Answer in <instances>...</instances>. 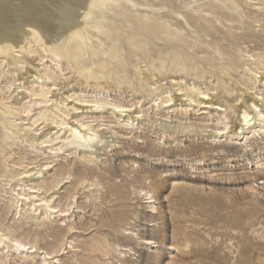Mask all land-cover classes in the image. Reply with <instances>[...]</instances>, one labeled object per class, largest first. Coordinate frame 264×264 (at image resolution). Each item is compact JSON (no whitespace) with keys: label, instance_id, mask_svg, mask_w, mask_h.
<instances>
[{"label":"rangeland","instance_id":"obj_1","mask_svg":"<svg viewBox=\"0 0 264 264\" xmlns=\"http://www.w3.org/2000/svg\"><path fill=\"white\" fill-rule=\"evenodd\" d=\"M147 1L152 4L149 8L140 4L146 0L116 2V9L107 11V34L100 35L104 44L93 38L94 43L74 65L65 57L57 65L46 51L34 46L35 52L26 56L13 53L21 62L0 71L2 87L14 71L17 79L11 98L10 91L0 89V228H10L16 238L37 242L54 253L56 258L50 264H264V134L248 135L252 150L243 152L240 143L244 140L233 135L216 138L215 129L223 126L217 110L207 109L210 113L203 114L205 109L197 101L188 107L189 101L180 100L187 91L193 92L194 99L199 96L197 89L214 92V101L226 105V121L232 126L231 134L235 133L239 125L236 101L245 104L253 92L264 95V79L254 85L252 73L245 69L264 77V0H232L242 10L239 18L243 25L223 19L215 23L222 30L231 26L236 35H250L251 41L245 45L244 41L229 43L204 37L187 24L184 14L208 16L198 9H209L207 3L214 0H174V7L162 0ZM121 2L133 7L118 6ZM122 10L126 12L114 15ZM163 15L178 17L181 24ZM122 16L130 21L117 19ZM151 17V22L167 21L181 36H191V46L176 35L169 36L168 29H160L154 36L138 29V19ZM195 39L198 45L193 46ZM203 39L207 43L201 44ZM218 46L232 49L241 64L224 66L232 61L215 54L219 65H207L202 58ZM190 48L192 56H188ZM240 49L255 60L248 63L242 59ZM143 50L150 53L148 57H143ZM84 62L90 67L85 74H92L89 83L78 77ZM244 63H248L245 68ZM28 70H41L42 76L48 72L52 78L43 83L42 79H27ZM142 72H148L150 80ZM108 80L116 89L103 91ZM19 83L23 87L17 88ZM136 83L160 93L158 102L169 94L152 87L165 84L175 105L158 109L152 101L155 93L142 96ZM48 88L54 104L67 98L65 104L71 100L108 104L95 112L85 108L78 113L61 104L67 115L49 106L55 124L41 119L25 132L47 108H41L46 103L40 104L32 91ZM112 104L134 105V111L145 116L129 127L122 121L127 117L118 121L120 113L113 112ZM12 105L14 114L5 116L3 108ZM30 108V114L24 112ZM82 122L104 128L105 141L79 146L66 140L71 127H80ZM58 124L57 133L40 135L42 140H52L47 147L36 143L38 131L49 132ZM5 172L22 174L11 179ZM148 190L154 194L153 204L147 203L144 192ZM17 192L34 195L38 207L43 198H49L56 210L46 214L47 204L38 210L27 211L29 206L17 209L13 202ZM147 239L154 243H145ZM108 244L113 246L111 252ZM120 249L132 254L120 256ZM6 255V264H44L41 256L13 248L0 250V264Z\"/></svg>","mask_w":264,"mask_h":264},{"label":"bare ground","instance_id":"obj_2","mask_svg":"<svg viewBox=\"0 0 264 264\" xmlns=\"http://www.w3.org/2000/svg\"><path fill=\"white\" fill-rule=\"evenodd\" d=\"M118 1L119 0H0V71L5 72V68L7 66L10 67L12 64L13 66H18V64L21 62V58H19L18 56H13V53L20 52L21 55L26 56L27 54L35 52L33 50L34 46L41 47L44 51H46L49 54L48 56H50L52 60L57 62V65L60 63L59 59L61 57L67 58L72 62V65H74L75 62L79 61L80 55H82L86 51L87 47L90 46V44L94 43L93 38H97V41L100 42V44H104L100 35L107 34L108 28L110 27L109 23H107L110 15L107 13V11L115 10L117 7L115 3ZM162 1L167 2V4L171 7L176 6L174 0ZM227 1L228 0H220L218 2L217 0H214L207 3L209 9H198V11H205L204 13H207L208 16L204 14L198 15L194 13H188L184 14V19L187 20V24H189L190 26H194L197 31L203 32L204 37H211V39L214 40H225V42L229 43L244 41L243 44L245 45L248 41H251L250 35L246 33L236 35L232 32L231 26H228L227 29L224 28L225 30H222L218 26H215V23L221 21L222 19L228 21L229 23L233 22L240 25L244 24V22L239 18V15L242 14L240 6L235 1ZM136 4L139 5V3ZM140 4L145 8H149L152 5L147 0L145 3ZM119 5L127 7L132 6L127 2H121L120 4H118V6ZM120 12L124 13L126 12V10L116 11L114 15L119 16L117 14H122ZM211 13H213L215 16L211 17ZM161 17L175 19L178 24H181V21L178 17L172 15H163ZM117 19H121L126 23L130 21L124 16L118 17ZM151 20L152 17L151 19L148 18V20L144 21H139L138 19V29L149 32L153 36L158 33L160 29H168L171 30V32L168 33L169 36L176 35V38H180V40H182L185 44L191 46V44L189 43L190 40L193 39L191 36L187 37V35L185 34L181 36L180 33L170 28L171 26L167 21L163 23H154L153 21L151 22ZM214 27L215 29H213ZM119 36L120 34L117 33L116 38H119ZM146 37L151 38V35L148 34V36L146 35ZM203 43H207L206 40L203 39V41H201V44ZM196 45H198V42L195 39L193 46ZM141 48L142 47H140V49ZM224 48V46H218L216 47L215 51H208V53L205 54L202 59L206 62L207 65L211 64L212 67H216L219 64L215 62V54H219L224 55L225 59L234 62L230 63L228 61V63H226L224 66L235 63L241 64L239 60H237L234 52H232V49H230V51H226ZM193 51L194 50L190 48V55H187L192 56ZM239 51L241 52L240 56L242 57V59H244L248 63L252 60H255V57H253V55L248 53L247 51H244V49H240ZM142 52L143 57L145 58L150 54L145 50H143ZM10 56H13V60L11 61L9 59ZM114 58H117V56L115 55ZM248 63L243 64L244 68L246 65H248ZM245 69L252 73V76L254 78V85H256L257 82L261 83V80H259V78L264 79V77H262V75H260L258 71H255L249 67ZM89 70L90 67L87 63L84 62L82 66L83 73L78 76L79 79L84 78L89 83L88 79L89 77H92V74L88 72L85 74V72ZM8 71L9 69L7 70V72ZM2 72H0V81L2 78ZM11 73H13V71ZM27 73L30 74L27 76V79L32 77H34V79H42V81H40L41 83L46 82V79L50 80L52 78V76L48 72H45L44 76H42L41 70H39L38 72L28 70ZM147 73L148 72H142L141 74L144 75V78L146 80H150L151 75ZM17 75H19L18 70ZM12 76L13 78L9 80L8 83L5 84V86L2 87L0 84V89L4 92H11L13 88L12 86L15 85V82L17 81V79L15 78L16 71H14V75ZM151 84L153 83L151 82ZM20 87H23L21 86V83L18 84L17 88ZM152 88L162 89L163 91L161 93H167L169 94V97L158 102L157 100L160 93L156 92L155 90H146L139 83L135 84L136 91L141 93L144 97H152V95L155 93L156 98L153 97L152 101L155 102L158 109H169L173 105H175V103L173 102V100L175 99L174 95L172 94V91L168 87H166L165 84L160 83L159 85ZM15 89L16 87L11 92L9 96L10 98L12 97V93L15 92ZM114 89H116V86L109 80L108 84L103 86V91L108 92V90ZM51 90V88H48V90L42 89L38 91L37 89H35L32 91V95L38 97L36 100L40 102V104L46 103V105L42 106L41 108H47H44L38 113L31 125L25 127V132L32 130V126L41 119H43L44 121L49 120L51 124H55V122L49 117V106H53L55 112L59 111L62 113V115H67L68 113L62 108V106L68 108V105H70L69 111H76L78 113L81 109L82 111H84L85 108H90L95 112L99 109L104 108L108 104L106 102L92 103V101L86 100H82L81 104L78 103L80 101H77V103H73V100H71L69 104H65L69 98H67V100L63 99L61 100V102L54 104V98H52V96H49ZM178 90L182 89L179 88ZM21 91L22 90L19 91V94L21 93ZM192 93V91H187L186 93L182 94L183 96L180 98V100L185 102L189 101L188 107L192 106V102L197 101L198 104L202 105V107L205 109L202 112L203 114L210 113V111H208L207 109L213 108V110H217V114L219 115L223 126L221 128L215 129L216 138L220 139L221 137H228L233 135L236 139L244 140V142L240 143V145L242 146L243 152H247L252 150L248 135H251V137H253L256 135L264 134V103H260V101H264V95L258 94L257 96H255L256 92H253V95L246 100L245 104L236 101V103L234 104V110L238 115L239 125L236 128L235 133L231 134L232 126H230V123L226 121V119H228L226 113L227 107L226 105L214 101V92L210 93L208 91H201L197 89L196 94L199 95L197 99H194ZM111 106L114 113H120L118 121H120L122 117H127V119H123L122 121L129 127H133L136 120H140L145 116L142 111H134V105L112 104ZM3 109L5 110V116L10 114L12 115L15 111V107L13 105L9 108ZM201 109L202 108H200V110ZM188 111L189 109L185 108V113H188ZM24 112L30 114L32 112V109H25ZM133 113H137V116L135 118H133ZM59 128L60 124L54 125L53 127L49 128V132L41 131V133H39L40 131H38L34 137L36 143H40L42 147H47L49 144L48 142H52V140H42V137L40 135L44 133L43 137H46L52 133H57L60 130ZM103 129L104 128H101L100 125L95 126L90 122H82L80 127H71L70 135L66 137V140L69 139L72 144H77L79 146H91L95 143H103L105 141L102 132ZM54 130L57 131L54 132ZM21 174L22 173L12 175L8 172H5V176H8L11 179L15 178L16 176H21ZM21 178L23 179L25 177L23 176L19 179ZM15 190L16 189H14V191ZM142 191H144V189ZM144 193L149 199V202L147 203L153 204L155 202L154 194L149 190L145 191ZM33 197L34 195L28 193L17 192L16 196L13 199V202L17 203V209L19 208V206H29L27 211H30V209H33L34 207H36L35 209L38 210L39 207L47 204L48 210L46 211V214H52L53 212H55L56 207L50 205L51 199L43 198L41 200L40 206L38 207L36 201L32 199ZM9 208H12V205H10ZM151 208L153 210L156 209V207H154L153 205L151 206ZM21 210H23V208H21ZM16 211L18 213V210ZM58 212L64 214L67 212V210H59ZM71 228L74 227L71 226ZM125 235L129 237L131 234L126 233ZM68 243L72 244L71 242ZM145 243L151 244L154 242L151 239H147ZM64 244L66 245V243ZM107 247L111 252L113 246L111 244H108ZM2 248H13L20 253L27 252L29 254L39 255L41 256L44 264H50L51 261L56 258V255H54V253L39 247L37 242H30L26 238H16L11 232L10 228H0V250ZM96 250H98V247ZM9 251L10 250H8L7 253ZM117 251L118 250H116V252ZM129 252L130 250L120 249V252L118 253L120 254V256L126 257ZM130 254L132 253L130 252ZM6 259L7 255L1 259V264H6ZM119 260L124 262L122 258H120Z\"/></svg>","mask_w":264,"mask_h":264}]
</instances>
